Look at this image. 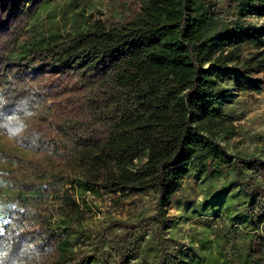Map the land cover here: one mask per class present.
<instances>
[{
  "label": "trees",
  "instance_id": "obj_1",
  "mask_svg": "<svg viewBox=\"0 0 264 264\" xmlns=\"http://www.w3.org/2000/svg\"><path fill=\"white\" fill-rule=\"evenodd\" d=\"M49 2L0 0V264H264V150H233L264 0H138L37 40Z\"/></svg>",
  "mask_w": 264,
  "mask_h": 264
},
{
  "label": "rangeland",
  "instance_id": "obj_2",
  "mask_svg": "<svg viewBox=\"0 0 264 264\" xmlns=\"http://www.w3.org/2000/svg\"><path fill=\"white\" fill-rule=\"evenodd\" d=\"M139 6L138 0H84L78 7H74L71 0H51V2L43 5L40 12L33 19L30 26V35L38 40L66 33L76 26L80 20H90L91 17L104 22H123V20L133 18L139 11ZM15 57L18 56L15 55ZM257 78L261 79L262 77L258 76ZM239 99L242 103L238 104L237 108L240 109L239 114H243V116L236 123L239 127V135L233 141V150H243L244 153H254L256 150L262 151L264 150V89L260 92L240 93ZM15 146V140L0 130V153L12 151ZM0 167H5L2 162H0ZM5 189L0 185V194L5 195ZM185 192L193 200H202L201 192L198 190L193 178L186 185ZM146 199L149 200L148 206L151 208V198ZM89 201H94V199L90 197ZM96 203L98 207H95L93 211L97 220L105 218L109 211L122 219H128L131 214L129 205L123 212H118L114 210L113 204L109 201L106 203L98 199ZM169 215L173 219L181 215V209L178 207L177 201H174L170 207ZM187 224L192 225L191 222ZM183 225L181 224L182 231L187 233V227ZM215 264H224V262L220 260Z\"/></svg>",
  "mask_w": 264,
  "mask_h": 264
}]
</instances>
